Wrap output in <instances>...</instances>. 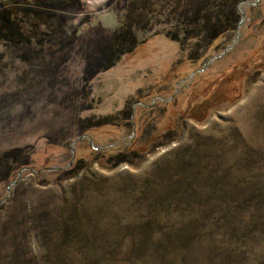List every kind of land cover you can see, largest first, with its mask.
Segmentation results:
<instances>
[{
	"label": "rangeland",
	"instance_id": "obj_1",
	"mask_svg": "<svg viewBox=\"0 0 264 264\" xmlns=\"http://www.w3.org/2000/svg\"><path fill=\"white\" fill-rule=\"evenodd\" d=\"M0 264H264V0H0Z\"/></svg>",
	"mask_w": 264,
	"mask_h": 264
},
{
	"label": "trees",
	"instance_id": "obj_2",
	"mask_svg": "<svg viewBox=\"0 0 264 264\" xmlns=\"http://www.w3.org/2000/svg\"><path fill=\"white\" fill-rule=\"evenodd\" d=\"M128 50V49H127ZM209 98H211V96H209V97H206V98H204V99H202V101H200V102H198L197 103V108H198V110H196V107H194L195 108V115H193L192 117H194V118H197V117H199V116H197L196 114H200L198 111H200V112H204L205 110H206V108H207V104L205 103ZM206 107V108H205ZM202 109V110H201ZM203 115L201 114V117H202Z\"/></svg>",
	"mask_w": 264,
	"mask_h": 264
},
{
	"label": "water",
	"instance_id": "obj_3",
	"mask_svg": "<svg viewBox=\"0 0 264 264\" xmlns=\"http://www.w3.org/2000/svg\"><path fill=\"white\" fill-rule=\"evenodd\" d=\"M192 75H193V73H192Z\"/></svg>",
	"mask_w": 264,
	"mask_h": 264
}]
</instances>
